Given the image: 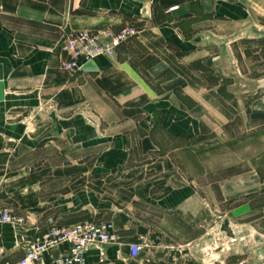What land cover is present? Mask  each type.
I'll return each mask as SVG.
<instances>
[{
  "label": "crops",
  "instance_id": "crops-1",
  "mask_svg": "<svg viewBox=\"0 0 264 264\" xmlns=\"http://www.w3.org/2000/svg\"><path fill=\"white\" fill-rule=\"evenodd\" d=\"M130 26L63 68L68 34ZM0 82V206L25 219L0 264L86 221L118 234L86 264H264V0H0Z\"/></svg>",
  "mask_w": 264,
  "mask_h": 264
},
{
  "label": "built area",
  "instance_id": "built-area-1",
  "mask_svg": "<svg viewBox=\"0 0 264 264\" xmlns=\"http://www.w3.org/2000/svg\"><path fill=\"white\" fill-rule=\"evenodd\" d=\"M137 34L138 31L131 26L118 31L107 28L68 34L59 43V50L64 57L62 66L74 75L96 56L114 58L117 48ZM261 185L264 188V180ZM0 223L23 226L25 219L13 215L7 207L0 206ZM117 240L118 234L112 222L86 221L67 227L51 225L32 237L24 248L23 256L15 264H46V257L60 248H65L64 252L52 257L49 264H86V254L90 248L102 252L105 245L114 244ZM129 251L131 257H137L140 247L130 245Z\"/></svg>",
  "mask_w": 264,
  "mask_h": 264
},
{
  "label": "rangeland",
  "instance_id": "rangeland-1",
  "mask_svg": "<svg viewBox=\"0 0 264 264\" xmlns=\"http://www.w3.org/2000/svg\"><path fill=\"white\" fill-rule=\"evenodd\" d=\"M210 75L208 76V77H204L203 78V84L204 85H209L210 84ZM219 89L222 91L221 93H223V94H228V92L226 91L227 90V83L226 82H221L220 81V85H219ZM234 112H235V114H236V111L234 110ZM237 122H240L239 121V119L236 117L235 119H234V123H237ZM249 127H253V125L251 124V125H247V126H245L244 127V129H235V133L236 134H238V133H241V132H243L244 130H247ZM245 264H252V263H245Z\"/></svg>",
  "mask_w": 264,
  "mask_h": 264
},
{
  "label": "water",
  "instance_id": "water-1",
  "mask_svg": "<svg viewBox=\"0 0 264 264\" xmlns=\"http://www.w3.org/2000/svg\"><path fill=\"white\" fill-rule=\"evenodd\" d=\"M3 97H4V90H3L2 83L0 82V101L3 100Z\"/></svg>",
  "mask_w": 264,
  "mask_h": 264
}]
</instances>
